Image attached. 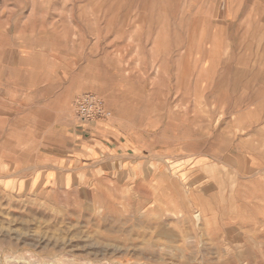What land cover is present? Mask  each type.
I'll use <instances>...</instances> for the list:
<instances>
[{
    "label": "rangeland",
    "instance_id": "obj_1",
    "mask_svg": "<svg viewBox=\"0 0 264 264\" xmlns=\"http://www.w3.org/2000/svg\"><path fill=\"white\" fill-rule=\"evenodd\" d=\"M0 264H264V0H0Z\"/></svg>",
    "mask_w": 264,
    "mask_h": 264
},
{
    "label": "built area",
    "instance_id": "obj_2",
    "mask_svg": "<svg viewBox=\"0 0 264 264\" xmlns=\"http://www.w3.org/2000/svg\"><path fill=\"white\" fill-rule=\"evenodd\" d=\"M75 110L77 117L83 122H91L110 115L102 107L99 98L91 93H85L77 100Z\"/></svg>",
    "mask_w": 264,
    "mask_h": 264
}]
</instances>
